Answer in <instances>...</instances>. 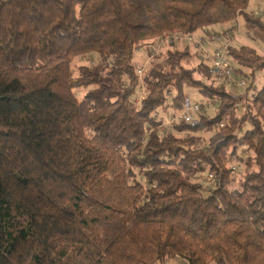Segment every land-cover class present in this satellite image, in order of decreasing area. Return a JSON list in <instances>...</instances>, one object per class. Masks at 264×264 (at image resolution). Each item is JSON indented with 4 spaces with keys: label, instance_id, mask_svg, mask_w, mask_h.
Masks as SVG:
<instances>
[{
    "label": "trees",
    "instance_id": "1",
    "mask_svg": "<svg viewBox=\"0 0 264 264\" xmlns=\"http://www.w3.org/2000/svg\"><path fill=\"white\" fill-rule=\"evenodd\" d=\"M248 1L0 0V264H264V56L229 49L238 95L186 47L141 79L132 61L165 35L257 25ZM92 54L104 77L75 74ZM187 88L217 114L172 127L181 140L158 111Z\"/></svg>",
    "mask_w": 264,
    "mask_h": 264
},
{
    "label": "rangeland",
    "instance_id": "2",
    "mask_svg": "<svg viewBox=\"0 0 264 264\" xmlns=\"http://www.w3.org/2000/svg\"><path fill=\"white\" fill-rule=\"evenodd\" d=\"M242 19H241V16H238L236 18V20L234 21V25L232 24L233 25L232 28H229V27L223 26V25L217 26V28L215 30V32L218 33L217 36H219L221 34V30L228 28L226 31H231L232 29L234 30V29L239 28V35L237 34L233 38V39H235V42H234L235 48L231 47L230 49H237V48L243 46L242 45L243 42L245 44L247 43L249 45L254 44L256 46V48L260 50V51L257 50V52L260 53L262 56H264V32L262 30H260L258 27L253 28L254 32H256V37H258V40H256V42H252L253 40L251 41V38L248 37L249 34H245L246 38L241 39V40L239 39V37L241 35L243 36V34H244L243 33L244 32L243 26L241 24ZM262 22L264 23V21H262ZM245 39H246V41H245ZM231 42H233V40H231ZM170 43H173V42H164V41H162V39H160V41L157 42V44L155 43L154 48H156V51H155L154 55H152V58L150 57V53L148 51L149 47L144 46L145 48L143 47V48L137 50L136 53H134V57H133L132 61L135 65V74L139 79H141V76L143 75V73L145 74L146 72L149 71L152 64L156 63L158 60L162 59L163 57L165 58L167 51H170V50L175 51L176 48H178V50H182L186 47L187 50L190 52V54L193 56V59H188L186 62L183 61V64L185 67L193 68L196 66V64H198V62L200 63L201 60L198 56L196 48H193L191 45H189L185 42L177 43L179 45L173 43V44H171V46L168 45ZM212 51H213V49L210 50V52H212ZM260 54H258V55H260ZM72 64H73L72 69H73L75 74L77 73L78 67L82 65V66L89 67L92 71H94L96 73L97 77H100V78L104 77V75L102 73V69H104L103 66H106V64H104L102 62L100 63L95 54L85 55L82 57L75 58V60L73 61ZM138 69L142 70L141 74L137 73ZM243 69L245 70V68H243ZM247 72L248 71L245 70L244 73H247ZM242 75H244V74H242ZM195 77H196V79H202L201 75H197V76L195 75ZM256 78H257V81L255 82L256 87L259 88L264 82L263 81L264 80V71L257 74ZM104 81H106V76H105ZM218 82L219 81H216V83H218ZM208 83H210V82H208ZM247 86H248V84H247ZM225 87H226L227 92L238 95L239 92L236 93L234 91V93H233L228 86L225 85ZM145 91L146 90H145L144 86L141 84L140 88L135 93L134 101L136 103V107L140 106L141 101H142L141 98L144 97ZM185 91H186V97H184V100L180 103L182 105L180 106L179 109L175 110L171 106H168L170 103L171 97L174 95L173 92L169 91L168 102H167L166 106L163 105L158 111L159 118L162 121V125L159 127V130L164 131V133H172L173 135L180 138L181 140L185 139L186 137H189L191 135V133L187 132V131L180 132V133L174 132L173 131L174 128H172V127H175V125H179L181 123H184L183 120L180 118V116L183 112H185L186 110H188L190 107H193V106H196L199 108V113L192 115L191 121H195L201 115L202 116L206 115L205 113H208V115H211V116L212 115L214 116V114H217L216 113V104L214 105L213 101L209 100L207 102V100H206V102H205V100L203 98L201 99L197 90H195V89L187 88V90H185ZM242 91H243V89H242ZM245 91H246V89H245ZM84 93H85V90H80L79 96H83ZM240 107L241 106H239L238 108H240ZM238 110H240V109H238ZM187 123H191V122H187ZM149 135H150V131L146 133V136H149ZM196 135H202V133L196 134ZM206 173L207 172L203 173L202 175H199L197 177L198 180L203 178ZM209 175H208V179L210 180ZM139 177L140 176H136V179L138 181L142 182ZM234 177L236 180L238 179V177L236 175H234ZM170 264H178V263L175 262V263H170Z\"/></svg>",
    "mask_w": 264,
    "mask_h": 264
},
{
    "label": "built area",
    "instance_id": "3",
    "mask_svg": "<svg viewBox=\"0 0 264 264\" xmlns=\"http://www.w3.org/2000/svg\"><path fill=\"white\" fill-rule=\"evenodd\" d=\"M254 18H264V9L256 10L252 14ZM239 35V28L232 29L231 31L223 32V35H215L212 32L208 35H165L162 39L164 42H185L191 45L193 48L197 49L198 56L200 60L204 63L209 62L210 68L209 73L213 79L216 81H220L224 83V85L228 86L230 90L234 93L244 90L247 85V79L244 77L235 78L232 72V69L229 64V56L228 51L231 47H234L235 35ZM233 40V42H231ZM210 52V50H212ZM154 55L153 51H151L150 57L152 58ZM138 74H141V71H137ZM240 94V93H238ZM199 113V108L196 106L190 107L188 110L183 112L180 118L183 122H191V117L194 114ZM208 181H211L213 177L209 175L210 180L208 179V175L206 176Z\"/></svg>",
    "mask_w": 264,
    "mask_h": 264
},
{
    "label": "crops",
    "instance_id": "4",
    "mask_svg": "<svg viewBox=\"0 0 264 264\" xmlns=\"http://www.w3.org/2000/svg\"><path fill=\"white\" fill-rule=\"evenodd\" d=\"M261 9H264V0H249L248 1V4H247V6H246V9L244 10L245 11V13H247L248 15H251L252 16V14L254 13V11H256V10H261ZM241 19H242V17H241ZM256 19H258L257 21H258V23H257V25H254V26H251L248 22H246L244 19H242L241 20V24H242V26H243V30H244V34H243V36L241 35L240 37H239V39L241 40V39H244V38H246V35L245 34H249V38H251V41L252 42H256V40H258V37H256V32H254V30H253V28H256V27H258L260 30H262L263 32H264V23L262 22V21H264V18L263 17H261V18H256ZM247 37V38H248ZM244 41V40H243ZM245 41H246V39H245ZM242 45L243 46H247V47H250V48H252L254 51H256L257 52V50H259V49H257L256 48V46L254 45V44H251V45H249V44H245L244 42L242 43ZM260 51V50H259ZM258 53V52H257ZM258 54H260V53H258ZM261 55V54H260ZM262 56V55H261Z\"/></svg>",
    "mask_w": 264,
    "mask_h": 264
}]
</instances>
